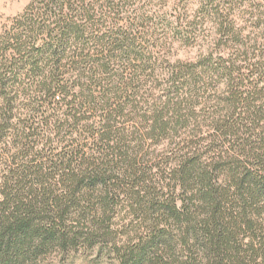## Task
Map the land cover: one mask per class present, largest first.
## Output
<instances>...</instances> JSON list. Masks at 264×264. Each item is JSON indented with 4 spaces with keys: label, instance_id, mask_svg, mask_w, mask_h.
Masks as SVG:
<instances>
[{
    "label": "trees",
    "instance_id": "1",
    "mask_svg": "<svg viewBox=\"0 0 264 264\" xmlns=\"http://www.w3.org/2000/svg\"><path fill=\"white\" fill-rule=\"evenodd\" d=\"M139 1L30 0L2 28L0 264L96 247L118 264H264V68L235 0L199 8L217 39L193 61L170 58Z\"/></svg>",
    "mask_w": 264,
    "mask_h": 264
},
{
    "label": "rangeland",
    "instance_id": "2",
    "mask_svg": "<svg viewBox=\"0 0 264 264\" xmlns=\"http://www.w3.org/2000/svg\"><path fill=\"white\" fill-rule=\"evenodd\" d=\"M29 1L0 0V32L10 19L23 12ZM141 1L138 7L143 11L144 19L150 26L149 32L155 34L157 39H161L160 44H172L168 54L173 61H193L200 55H207L215 49L216 26L207 16L199 12V8L205 5V0ZM234 5L236 8L233 11V21L236 30L241 33L239 45L249 51L248 57L253 58L255 62H260L264 68V0H235ZM124 17H131L130 13H126ZM136 22L138 31L142 33L141 21ZM193 26L196 30H192ZM191 32L193 41L190 40L191 38L188 43L180 41L181 37L185 39ZM254 41H256L255 47ZM151 50L158 52L155 48ZM236 51V46L230 43L227 46L216 47L214 56L224 57L227 60ZM234 57L242 58L238 55ZM219 86L220 90L224 88L223 85ZM64 135L67 140L70 139L68 131L64 132ZM79 135L83 139L87 133L80 131ZM103 254L104 252L99 253L98 247L93 248L92 251L79 248L71 259L60 261V257L54 256L40 264H118L114 258L110 259Z\"/></svg>",
    "mask_w": 264,
    "mask_h": 264
}]
</instances>
